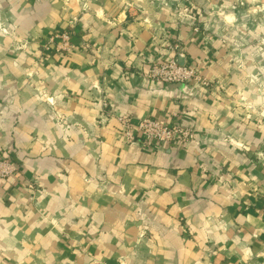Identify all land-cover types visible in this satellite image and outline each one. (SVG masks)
Here are the masks:
<instances>
[{
  "label": "crops",
  "instance_id": "obj_1",
  "mask_svg": "<svg viewBox=\"0 0 264 264\" xmlns=\"http://www.w3.org/2000/svg\"><path fill=\"white\" fill-rule=\"evenodd\" d=\"M0 26V264H264V0H0ZM170 56L209 85L146 76Z\"/></svg>",
  "mask_w": 264,
  "mask_h": 264
},
{
  "label": "built area",
  "instance_id": "obj_2",
  "mask_svg": "<svg viewBox=\"0 0 264 264\" xmlns=\"http://www.w3.org/2000/svg\"><path fill=\"white\" fill-rule=\"evenodd\" d=\"M71 35L72 32L68 30L55 33L50 38V43L55 41L54 48L69 52L72 49ZM45 49L50 50L51 48L45 45ZM148 66L146 76L161 83L209 85V81L203 73L204 67L199 60H191L181 64L170 56L166 59H149ZM118 121L122 136L129 143L139 138L147 146L151 143H176L181 145L194 138L192 129L182 127L176 123H166L150 116L141 117L134 124L128 116L119 115ZM14 170L15 167L8 160L0 158V177L8 176Z\"/></svg>",
  "mask_w": 264,
  "mask_h": 264
},
{
  "label": "rangeland",
  "instance_id": "obj_3",
  "mask_svg": "<svg viewBox=\"0 0 264 264\" xmlns=\"http://www.w3.org/2000/svg\"><path fill=\"white\" fill-rule=\"evenodd\" d=\"M0 31H2V28H1V26H0Z\"/></svg>",
  "mask_w": 264,
  "mask_h": 264
}]
</instances>
